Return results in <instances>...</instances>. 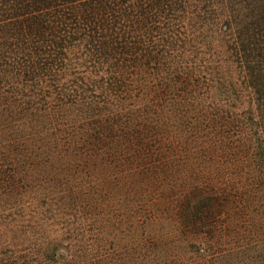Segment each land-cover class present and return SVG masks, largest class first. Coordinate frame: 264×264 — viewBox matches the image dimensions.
Masks as SVG:
<instances>
[{
    "label": "trees",
    "instance_id": "16d2710c",
    "mask_svg": "<svg viewBox=\"0 0 264 264\" xmlns=\"http://www.w3.org/2000/svg\"><path fill=\"white\" fill-rule=\"evenodd\" d=\"M0 264H264V0H0Z\"/></svg>",
    "mask_w": 264,
    "mask_h": 264
}]
</instances>
